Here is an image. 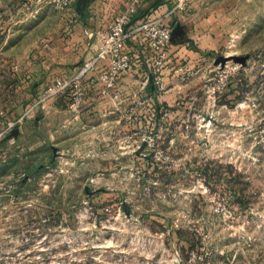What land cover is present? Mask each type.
Returning <instances> with one entry per match:
<instances>
[{"label": "rangeland", "instance_id": "374dc122", "mask_svg": "<svg viewBox=\"0 0 264 264\" xmlns=\"http://www.w3.org/2000/svg\"><path fill=\"white\" fill-rule=\"evenodd\" d=\"M191 6L158 121L137 92L97 147L77 126L3 142L0 264H264V0ZM28 41L0 49L1 122L34 103Z\"/></svg>", "mask_w": 264, "mask_h": 264}, {"label": "crops", "instance_id": "0c3cea01", "mask_svg": "<svg viewBox=\"0 0 264 264\" xmlns=\"http://www.w3.org/2000/svg\"><path fill=\"white\" fill-rule=\"evenodd\" d=\"M27 1L29 0H0V29L4 33L6 32L4 38L0 40L2 43L4 41L0 49L8 45L5 49V55L15 57L18 56V51H13L17 48L20 50L21 44L29 40L27 47L23 44L22 52H24L27 60L28 58L30 60L27 63L17 59L13 61L14 64L18 65V68L23 66V68H19L18 73L21 78L24 77L27 84H31L34 101L55 78L68 75L77 65L97 51L100 40L99 38L89 40L85 34L87 27L104 28L115 13L128 12L130 8L125 0H90L85 4L80 0H74L69 10L55 12L58 16L53 18L54 10L51 5L45 3V0H34L40 5L41 14L38 20L32 21L25 17L27 14L20 7ZM156 2L157 0H149L148 4L142 6V9L153 8L157 14L168 9L164 0L157 4ZM191 8L192 6H190L184 19L176 25H184ZM38 28H43V32L37 33ZM139 83L140 80L125 78L120 86L122 97L116 101L105 95L101 84H99L90 91L87 101L78 114L67 109L64 98L52 99L46 104L43 113L39 112L40 114L37 115V111H39L37 110L31 116H26L24 123L18 129V135L12 137L15 140H20L25 137L30 127L37 130H48L52 135L53 132H57L61 128L70 137H73L78 134L76 133L77 128H74L77 126L80 127L79 132L83 133L81 136H85L84 138L87 139L86 143L97 147L99 146L98 141L102 142V138L110 133L112 126L114 127V125L110 126L108 122L120 120L118 115L103 110L107 109V106L117 105L120 100L135 99L137 92L138 95H144L148 94L150 89L153 91L151 84L146 86ZM59 100L64 102L61 104L62 106H60ZM27 110L28 108L17 117L7 116V119H18ZM122 116L124 117V115ZM5 121L4 119L2 122ZM119 128L120 126L116 130ZM91 138L94 140L89 142ZM95 151L97 152L96 149Z\"/></svg>", "mask_w": 264, "mask_h": 264}, {"label": "built area", "instance_id": "2783aa9c", "mask_svg": "<svg viewBox=\"0 0 264 264\" xmlns=\"http://www.w3.org/2000/svg\"><path fill=\"white\" fill-rule=\"evenodd\" d=\"M125 1L130 6L128 12L115 13L104 28L89 26L85 29L89 40H100L92 56L68 75L55 78L20 118L0 124V153L3 142L13 136L26 116H31L50 100L62 97L66 100L67 109L78 114L90 91L99 84L105 95L115 101L121 99L120 86L125 78L141 80L148 86L153 77L155 91L139 95L135 101L137 105L148 107L150 119L155 121L157 93H163L166 89L164 68L173 47V31L176 23L181 22L189 11L192 0H164L168 9L160 14L155 13L153 8L142 9L149 0ZM73 2L45 0L58 12L69 10ZM20 7L30 15H36L40 10V5L34 0ZM193 259H196L195 255Z\"/></svg>", "mask_w": 264, "mask_h": 264}, {"label": "water", "instance_id": "95a60500", "mask_svg": "<svg viewBox=\"0 0 264 264\" xmlns=\"http://www.w3.org/2000/svg\"><path fill=\"white\" fill-rule=\"evenodd\" d=\"M89 1H90V0H80V2H83L84 4H85V3H88ZM161 1H162V0H157L156 4L159 3V2H161ZM139 18H140V17L136 18L135 21H137ZM182 27H183V26H182L181 24H177V25H176V27H175V29H174V31H173V42H174V40H175V36H176V34H178V33H180V32L182 31ZM150 84H151V86H152L153 91H155V85H154L153 77H151ZM18 133H19V130L16 129V130L14 131V134H13V135H18Z\"/></svg>", "mask_w": 264, "mask_h": 264}, {"label": "trees", "instance_id": "16d2710c", "mask_svg": "<svg viewBox=\"0 0 264 264\" xmlns=\"http://www.w3.org/2000/svg\"><path fill=\"white\" fill-rule=\"evenodd\" d=\"M150 92H154V91H152L151 89H150ZM155 112H156V119H155V121L157 120H159L160 118H161V116H162V114H161V100H160V97L159 96H157V103H156V108H155ZM152 121H154V120H152Z\"/></svg>", "mask_w": 264, "mask_h": 264}]
</instances>
